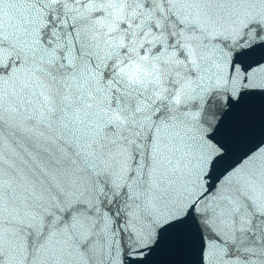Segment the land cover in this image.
Listing matches in <instances>:
<instances>
[{
    "label": "snow or ice",
    "instance_id": "snow-or-ice-1",
    "mask_svg": "<svg viewBox=\"0 0 264 264\" xmlns=\"http://www.w3.org/2000/svg\"><path fill=\"white\" fill-rule=\"evenodd\" d=\"M0 264H264V0H0Z\"/></svg>",
    "mask_w": 264,
    "mask_h": 264
}]
</instances>
